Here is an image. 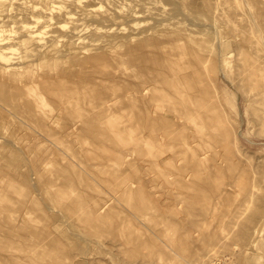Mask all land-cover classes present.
I'll list each match as a JSON object with an SVG mask.
<instances>
[{
  "label": "rangeland",
  "instance_id": "374dc122",
  "mask_svg": "<svg viewBox=\"0 0 264 264\" xmlns=\"http://www.w3.org/2000/svg\"><path fill=\"white\" fill-rule=\"evenodd\" d=\"M45 1L47 7L55 9L60 22L66 23L63 29L59 28L61 32L69 31L75 22L62 18V12L55 7L58 5L74 10L85 35L95 34L96 25L106 30L109 27L108 32L100 31L108 36L106 33L112 34L109 39L119 52L129 45L137 46L136 42L141 39L138 36L129 42L128 35H140L145 29L150 32L151 28L157 29L156 36L160 40L195 29L198 31L197 34L193 31L195 38L204 37L202 40L211 42L209 45L214 47L218 42L217 35L212 33L215 29L212 27H216L214 19L220 16L221 21L223 17L224 22L216 20L219 21L216 23L225 25L236 15L238 27H243V40L231 38L230 56L227 55L230 67L235 65L237 47L241 44L250 59H255L257 53L264 56V0ZM4 4H0V19L9 22L16 11L9 5L3 9ZM226 9L234 10V14ZM106 13L109 15H103ZM249 14L261 17L249 23ZM103 16L114 20H104ZM225 26L223 31L230 36L229 26ZM203 28L213 30L203 31ZM52 29L50 26L49 34ZM100 31L96 34H101ZM202 31L207 34L201 35ZM45 36L49 39L47 33ZM63 44L64 40L54 43L45 55L46 60L57 67L52 77L59 79L64 75V83H70L63 87L70 84L67 91L74 87V93L68 91L74 97L72 101H68L70 96L67 99L68 93L61 88L45 93L47 103L32 108L37 117L31 119L23 112L28 101L25 96L24 100L19 98L22 95L17 93L18 88L11 86L0 93V264H101V253L110 250H117V255L113 261L110 253L106 254L108 264H264V247H256L263 237L261 234L264 235L261 231L264 230V201L258 204L259 194L252 195L253 201H249L253 194L250 192L264 195V137H261L264 136V117L261 121L260 115L253 114L255 104L245 100L247 93L236 87L239 77L232 80L222 75L226 85L220 81L217 84L226 118L225 121L215 119L217 110L214 108V121L221 123V128H233L230 134L234 141L225 142L224 146L220 144L216 149L214 145L209 147L212 139L208 134L213 127H209L207 120L203 123L201 118L192 124L182 121L163 126L162 129L168 131L163 138L152 128L144 134L148 103L141 101L131 106L128 99L120 95H98L106 84L103 86L101 80L99 83L98 79H93L94 72L90 69L85 71L79 67L73 75L70 74L73 69L62 74L68 63H58L53 58L63 49L64 59H67ZM85 44L92 51L82 54L79 64L81 59L102 50L105 41H99V45H91L88 41ZM110 62L117 69L114 80L104 81L108 86L129 85L142 73L130 56L123 62ZM101 71L106 72V69ZM73 84H77L76 89ZM95 86L99 90L91 89ZM58 93L68 102L64 103ZM228 97L235 99V108L227 102ZM13 105L17 107L14 109ZM83 108V113L90 111L87 119L79 118L80 121L70 117ZM45 113H57L59 117L48 120ZM152 113L149 121L158 122L156 114ZM137 114L139 121H136ZM72 126L74 131H71ZM183 134L189 138L199 135L200 146L187 150L180 141ZM220 148L224 151L220 152ZM231 150L235 161L242 163L248 159V167L242 179L247 188L243 187V191L237 187V193L232 190L230 197L232 194L238 196L230 199L225 193L229 188L228 167L224 163L216 170L213 163L216 154L227 159ZM211 151L217 153L211 156ZM160 156L165 160L158 165ZM194 157L201 158L203 166L191 163ZM176 176L185 179L189 187H179L180 178H174ZM198 191L203 196H197ZM243 193L246 198L242 197ZM94 201L97 206L98 203L107 204L101 218L94 214ZM34 252L38 253V258L34 257ZM35 258L37 263L32 261Z\"/></svg>",
  "mask_w": 264,
  "mask_h": 264
},
{
  "label": "bare ground",
  "instance_id": "6f19581e",
  "mask_svg": "<svg viewBox=\"0 0 264 264\" xmlns=\"http://www.w3.org/2000/svg\"><path fill=\"white\" fill-rule=\"evenodd\" d=\"M73 1L76 3L81 2V0H73ZM1 3H5L4 5L1 6L3 7V9H6L8 5L9 7L14 6L16 14H15V17H13L11 21L9 22H6L3 19H0V79L4 78V80L0 82V93L1 92L4 93L5 89L11 86L18 88L17 93L19 95H22V96H19V98H22L25 96L28 101L26 107L24 106V108H22L24 113L26 112L28 113V115L26 114L28 118L34 119V117H37L36 114L34 113L35 111L34 112L32 111L33 110L32 108L39 107L41 106V104L47 103L46 102L47 99L45 98V93L46 94L53 93L58 88H61V91L63 89L65 91L66 88H68L69 86L71 87L70 84L68 85V87L67 86L63 87V85L65 84L64 75L60 76L59 79H56L57 77L55 79L52 77V75H54L57 72V67L53 65V63L50 60H46V55H45V53L47 54V50L49 49L51 45H53L56 42L62 41V40H64V44L62 46H65L67 50L66 52L67 59H64L65 54L62 51L63 49L57 51V55L53 58V60H56L58 63H62L64 61L68 63L67 65L68 68L63 67L64 69H63L62 74H66L69 69L70 70L73 69V71H70V74L73 75V72L77 70V68L79 67H81L82 70L85 69V71L86 69H90L94 72L91 74L92 78L95 80L98 79L99 83L101 80V84L105 83L106 86L108 85L104 81L114 80V78L116 77L115 69H117V67L113 66L110 61L118 60V61L123 62L126 56H130L131 58H134L136 67H138L142 72L138 76V79L137 80L135 79L134 81L129 82V85L127 83L121 84V85L114 84V86L106 87L103 84V86L105 87L100 89V92L98 91V95L99 94H102V95L115 94L116 96L120 95L121 98L128 99V102L131 104V106H136V104L141 101L148 103V108L145 113L144 124H145L146 131L144 132V134L149 132V130L152 128L153 130H157L156 132L158 131L160 132L158 134L159 138H163V136L168 133V131H165L164 129H162L163 126L169 127L177 123H180L182 121L183 122L188 121V124L191 121L190 123L192 124V121L193 122L197 120L200 121V118H201L203 123L205 120H207L209 121V127L210 126L211 128L213 127L212 131L209 130L210 133L208 134V136L212 139V142L209 144V147H212L214 145V148H215L216 146H220V144L221 145L223 144L224 146L225 142L229 144V142L234 141L233 138H231L232 134H230V133H233V128L232 129L230 127L229 129L221 128L220 126L221 123L218 124L219 123L218 122L217 124H215V121H214L216 118H219L220 120L222 119L225 121V118H226V110L223 107V102L218 96L219 94L218 85H217L218 81L223 82L226 85V82H225L226 79L225 80L222 79V75H226V77L232 78V80H235L237 78L236 76H238L239 78L237 79L236 87H238L239 90L241 89L243 92L247 93V94L244 93L246 98H244V95H243V98L245 100L247 99L249 102H252L253 104H255L256 110H254L255 112L253 111V114L256 113L258 114V116L260 115L259 120L261 121L264 117L263 116L264 115V56L260 57L259 53H257L258 56L255 57V59L254 58L250 59L248 54L243 52L244 48L241 44L240 47L239 46L237 47L239 48L238 49L239 52L237 54L235 53L237 55V57L235 56V59H234L235 65L233 67H230L229 63L231 61L227 60V55L230 54L228 48L232 40L231 38H236V40L240 42L241 40H243L242 38V28L243 27H238L237 21H236L237 19L236 15H234L235 17H230L229 15L230 17L229 20L227 18L228 21L227 22L225 21L226 22L225 25L229 26L228 32L230 33V36H228L227 33L223 31V27H226L225 25H217V23H219L220 21L219 14H218L219 17L216 16L218 19L214 17L215 18L214 26L216 25V27H212V28H215L214 30L212 29L213 31L207 28L204 29L205 28L204 26V28L202 29L203 31L210 30V32L212 31L213 34L215 33L217 35L216 37L218 38V42L216 46L214 47L212 45H209V43L211 42H207V40H202L204 39V37H202V39H199L198 37L195 38V35L198 32V31L196 32L195 29H193V31L195 30L196 34L193 31L192 32L189 31L185 34L164 36L165 38L162 37L163 39L160 40L156 36L157 29L151 28V29H148L150 30V32L145 31L147 30L145 29L144 31L140 33V35H135L134 33L131 35H128L126 39L129 42L133 41V39L138 36H140L141 39H139L138 42H136L137 46L134 47L132 45H129L123 52H119L117 50V47L112 44V40L109 39V37H111L112 34L110 35V33H106V34H109L108 36V35H105L104 33L102 34V31H100L104 29L105 31L108 32L109 27L106 30V28H102L96 25L94 28L96 30L94 31L96 33L100 31L101 34H96L93 31L95 34H93L92 32L93 35L91 34L85 35L84 28H81L82 25L78 23L77 17L72 8L64 7L63 5L55 6L56 8L59 9L58 10L59 12H62L61 13L62 18L75 22L74 23L75 25L69 31L63 33L59 30V28L63 29L65 27L64 24L66 23L60 22V18H58L56 14L54 13L55 9L49 6L47 7L45 0H0V4ZM227 8H229V6H227ZM232 11L229 10L228 12H230L231 14ZM227 13L225 12V14ZM235 13H236V9H235ZM220 14L224 16V14L222 13ZM232 14H234V12ZM103 15H109V14L106 13ZM18 16L20 19L18 18ZM227 16L228 15L224 17H227ZM247 16H248L249 23H251L252 21H257V18L260 19L261 17V16L259 17L258 14L256 15L249 14ZM102 18L104 20H112V19L114 20L113 17L109 18L107 16H103ZM203 18H204V15H203ZM222 18H221V21L224 22ZM216 20H219V21L217 22ZM50 26H52L53 29L51 30V33L49 34ZM203 31L200 32V34L206 35L207 33ZM46 33L49 39L45 38ZM107 36L108 38H105ZM87 41L90 42L91 45H96V44L99 45V41H105V44L103 45L102 50H100L99 52H96L97 54L93 53L90 56H87L86 58L81 59L82 62H80L79 64L81 55L92 51V48L84 46V44L87 43ZM214 41L216 42V38L214 39ZM68 43H70V45ZM80 46L82 49L80 48ZM102 69L103 70L106 69V72L101 71ZM89 72L91 73V71ZM103 76H105V78H102ZM82 81L84 82V80ZM68 83L70 82L67 81L66 84ZM99 83H98V87H99ZM85 84L87 83L85 82ZM90 84L92 83L90 82ZM76 85L77 84L75 85L73 84V86H75V89H76ZM77 86L80 87L81 85L78 83ZM98 87L97 86L93 88L91 87V89L96 90ZM72 88H70L71 91H73ZM70 90H68L69 93L71 92ZM77 90H79V88ZM84 90L86 92L87 89H85L84 87ZM68 91L66 90V94L68 93ZM69 93L65 96H67L66 97L67 99L70 96V99L68 100L70 102L72 101L74 97L73 95L71 96ZM58 94H59V98H62L60 96H64L62 94H65V92L64 93L62 92L61 95L60 93ZM87 94H88V91H87ZM52 95L53 97H56V98L58 96V95L56 96L55 94H51V96ZM88 95L91 96L90 94ZM71 97L73 98L71 99ZM17 99L18 98H16V102H17ZM61 100L64 103L68 102V101H64V98H62ZM14 102L12 100V103ZM227 102L232 104L233 108L236 107L235 105L236 102L234 98L228 97ZM6 103L7 102H5V104ZM9 105H12V104H9ZM14 106L15 105H13V107ZM16 107H14V109ZM19 107L21 106H18V108ZM214 108L217 110V116L215 117V119L212 114V111L215 110ZM17 110L19 111V109ZM82 111H85L84 108L81 111L78 110L76 114L72 113L70 117L72 118L75 117V119L80 118L82 119V121H84V119H87L89 117L90 111H88L89 113L88 112L83 113ZM237 111L239 112L238 109ZM151 113L156 114L157 116L156 119H159L158 122L156 120L149 121V118H150L149 116ZM44 116L47 117L48 120L49 119L53 120L55 117H59V114L57 113L46 114L45 113ZM136 117H137L136 121H139L140 120L139 114H137ZM159 122L160 124L157 125L156 123H159ZM205 126L208 127L207 125ZM185 127L188 128V126H185ZM188 129H186V131ZM74 130H75L74 126H72L71 131H74ZM179 132H181V130ZM192 133L190 135H192ZM191 137L192 138H189L188 136L183 134L182 139L180 140L179 138L182 146L185 145L187 150H190L191 147L196 148L200 146V143L198 141L200 136L194 134ZM261 137L263 138L264 136L261 135ZM234 139L237 140L238 138L235 137ZM249 141L253 142V140H249ZM240 148L241 147L239 146L238 149L240 150ZM220 149H221L220 152H222V150L224 151V149L222 148ZM214 152L217 153V151H211V156L212 154L214 155ZM219 154H216L217 159H215V156H214V159L216 161L213 159L215 161V162L213 161L214 162L213 168H215L216 170L217 169L220 170V166H222L224 163L227 165L228 177H229V185H228L229 188L227 186L228 189L225 191V193L229 195L233 193L234 190H235V193H237L236 190L239 187L241 189L243 187H246V184H243L244 181L242 179L243 177H245L244 175H246L245 170L248 167L247 166L248 159L246 161H243L242 163L240 161H235L234 160L235 155L232 152V150L228 152L229 154L227 157L228 160L226 158H220ZM225 155L227 156V154ZM164 160H165V157L162 156L161 158L160 156L157 164L158 165L163 164ZM191 163H193L194 165L203 166L202 165L203 160L198 157H194L191 160ZM248 170L250 171L249 168ZM256 174H257V171H256ZM174 178H180L179 187H189L185 179L179 176H176ZM246 180H248V177ZM256 180L258 181V179ZM249 182L250 180L247 183L249 184ZM252 183L250 184L251 186L253 185ZM250 185H249V188L251 187ZM241 189L240 191H242L245 188H243L242 190ZM252 189H253V186L252 188H250V191H252ZM199 193L200 191H198L196 195L203 196V194H199ZM244 193H247L246 190ZM244 193L242 197L246 195V194L244 195ZM250 193H253V194L250 195ZM250 193H249L250 195L249 201L250 200L253 201V198H251L252 195L253 197L254 196L256 197L259 194L257 198L258 204H260V202L261 204H263V201H264L263 194H260L257 192L256 194L255 191L250 192ZM235 195L233 196L232 194L231 197L233 196L234 198H236L238 196L237 195L235 197ZM217 197H220V196H217ZM231 197L229 195L228 198L231 199ZM230 199L229 201H231ZM218 203L220 204V201ZM231 204L233 203L231 202ZM106 205H107L106 203H103L101 205H99L98 203V206H97V202L94 201V206H95L94 214H96L98 218H101L102 216L101 213H103V210L107 207ZM214 205H215V202H214ZM216 205L219 206L217 203ZM227 205H230V204H227ZM253 211L255 214L254 209ZM256 211H258L256 214V216H258L259 209ZM251 214L254 215L253 213ZM261 231L264 232V230H261ZM261 235L263 237L260 238V241L258 242L259 244L257 243L256 247H260V246L264 247V235L263 233ZM113 245L115 246V244ZM108 246H110V244ZM34 253H35L34 257L38 258L39 257L38 253L36 252ZM108 253H110V255ZM101 254L103 255V257H101L100 259L101 264H108L106 260V254L111 256L112 260L115 261L113 257L117 255V250L116 251L110 250L107 252L103 251ZM32 261L34 263H37L38 259L35 258Z\"/></svg>",
  "mask_w": 264,
  "mask_h": 264
}]
</instances>
